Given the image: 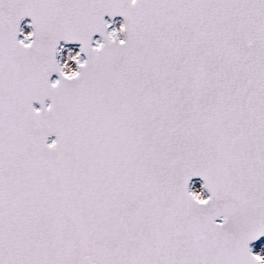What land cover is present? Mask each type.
I'll return each instance as SVG.
<instances>
[{
	"label": "snow or ice",
	"instance_id": "1",
	"mask_svg": "<svg viewBox=\"0 0 264 264\" xmlns=\"http://www.w3.org/2000/svg\"><path fill=\"white\" fill-rule=\"evenodd\" d=\"M0 264H264V0H0Z\"/></svg>",
	"mask_w": 264,
	"mask_h": 264
},
{
	"label": "water",
	"instance_id": "2",
	"mask_svg": "<svg viewBox=\"0 0 264 264\" xmlns=\"http://www.w3.org/2000/svg\"><path fill=\"white\" fill-rule=\"evenodd\" d=\"M106 19H107V18H106ZM119 23H122V19H121V18H117V23H116V25H114V26H118ZM21 38H22V37H21ZM97 38H98V37H97ZM67 48H77V50H78V46H76V45H69V46H67ZM60 57H61V56H58L57 59L60 60ZM53 79H56V77L53 76ZM35 107L38 108L39 105L37 104V105H35ZM51 139H55V137L50 138V142H51ZM206 195H207V194H206Z\"/></svg>",
	"mask_w": 264,
	"mask_h": 264
},
{
	"label": "rangeland",
	"instance_id": "3",
	"mask_svg": "<svg viewBox=\"0 0 264 264\" xmlns=\"http://www.w3.org/2000/svg\"><path fill=\"white\" fill-rule=\"evenodd\" d=\"M73 49L77 50L76 48H73ZM65 58L66 57L62 54L61 57H60L61 62H63V59H65Z\"/></svg>",
	"mask_w": 264,
	"mask_h": 264
},
{
	"label": "bare ground",
	"instance_id": "4",
	"mask_svg": "<svg viewBox=\"0 0 264 264\" xmlns=\"http://www.w3.org/2000/svg\"><path fill=\"white\" fill-rule=\"evenodd\" d=\"M77 49V48H76Z\"/></svg>",
	"mask_w": 264,
	"mask_h": 264
}]
</instances>
